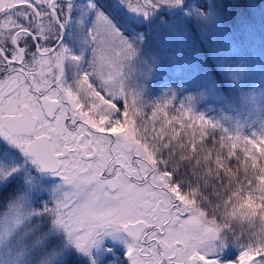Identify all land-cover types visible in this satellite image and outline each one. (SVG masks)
<instances>
[{"label":"snow or ice","instance_id":"1","mask_svg":"<svg viewBox=\"0 0 264 264\" xmlns=\"http://www.w3.org/2000/svg\"><path fill=\"white\" fill-rule=\"evenodd\" d=\"M0 7V264H264V133L198 110L264 104L252 60L206 32L215 0ZM189 23L226 88L157 82Z\"/></svg>","mask_w":264,"mask_h":264},{"label":"rangeland","instance_id":"2","mask_svg":"<svg viewBox=\"0 0 264 264\" xmlns=\"http://www.w3.org/2000/svg\"><path fill=\"white\" fill-rule=\"evenodd\" d=\"M7 2L16 4L22 3L23 0H7ZM0 10L7 9L0 7ZM228 28L230 27L223 23L220 14L216 10L215 18L207 22L206 32L213 40L231 41L234 45V50L231 53L234 60H238L242 56H247L252 60V80L254 84L251 90L259 96V94L264 92V80L261 79L260 69L257 67L260 56L248 54L245 43L240 44L239 42L240 36H230ZM162 48L165 56L174 54L177 62L167 63L162 71L158 73L157 82L161 85L170 83V87H187L191 90V86L194 83V70H198L201 77L213 78V74L205 64L206 57L214 62L218 70L217 63L209 48L208 39L191 23L180 26L177 29L175 38L165 41L162 44ZM218 72L220 71L218 70ZM198 108L206 113L209 118L218 121L222 126L226 127L230 134L238 131L242 135L251 137L253 133H264V104L256 108L241 107L239 105L229 108L217 104ZM116 131H122V129L116 128ZM235 249H228L229 257L238 255V251L236 252Z\"/></svg>","mask_w":264,"mask_h":264},{"label":"trees","instance_id":"3","mask_svg":"<svg viewBox=\"0 0 264 264\" xmlns=\"http://www.w3.org/2000/svg\"><path fill=\"white\" fill-rule=\"evenodd\" d=\"M215 2L223 23L230 27L228 28L230 36H240V44L245 43L248 54L261 56L264 53V0H215ZM207 58L205 64L213 74V78L221 85V88H226L227 85L222 83L223 77L218 72L214 62ZM198 110L202 111L199 108ZM204 115L209 118L206 113ZM257 178L264 179V177ZM247 182L245 181V183ZM261 222L258 217L257 226ZM232 227L239 234L241 231L240 224L233 222ZM243 230H250V225L247 222L243 223Z\"/></svg>","mask_w":264,"mask_h":264},{"label":"flooded vegetation","instance_id":"4","mask_svg":"<svg viewBox=\"0 0 264 264\" xmlns=\"http://www.w3.org/2000/svg\"><path fill=\"white\" fill-rule=\"evenodd\" d=\"M0 12L3 13V17L0 19H6L9 16V11L8 10H0ZM113 131H116V128L112 129Z\"/></svg>","mask_w":264,"mask_h":264},{"label":"clouds","instance_id":"5","mask_svg":"<svg viewBox=\"0 0 264 264\" xmlns=\"http://www.w3.org/2000/svg\"><path fill=\"white\" fill-rule=\"evenodd\" d=\"M4 210H6V209H4ZM0 211H2V210H0Z\"/></svg>","mask_w":264,"mask_h":264}]
</instances>
